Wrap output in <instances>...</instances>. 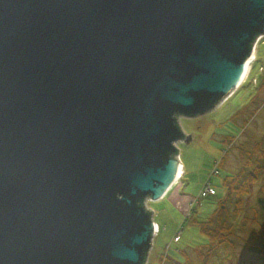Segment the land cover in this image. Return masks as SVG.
<instances>
[{"label":"water","instance_id":"95a60500","mask_svg":"<svg viewBox=\"0 0 264 264\" xmlns=\"http://www.w3.org/2000/svg\"><path fill=\"white\" fill-rule=\"evenodd\" d=\"M261 37L264 0H0V264H146Z\"/></svg>","mask_w":264,"mask_h":264},{"label":"rangeland","instance_id":"374dc122","mask_svg":"<svg viewBox=\"0 0 264 264\" xmlns=\"http://www.w3.org/2000/svg\"><path fill=\"white\" fill-rule=\"evenodd\" d=\"M258 50L261 59L253 63L251 75L238 89L246 82L241 91L237 90L210 113L179 119L184 134L192 138L189 144H177L186 174L165 200L146 202L159 225L146 264H264V257L249 245L264 219L258 206L262 180L246 184L249 189L243 195L244 207L239 217H235L233 204L227 206V216L234 222L227 221L231 233L223 244L208 246L200 233V226L213 218L226 193L224 176L241 174L253 145L264 139V39ZM247 93L253 96L252 105L251 99L245 97ZM217 169L220 175L214 173ZM208 179L215 193L201 197Z\"/></svg>","mask_w":264,"mask_h":264},{"label":"trees","instance_id":"16d2710c","mask_svg":"<svg viewBox=\"0 0 264 264\" xmlns=\"http://www.w3.org/2000/svg\"><path fill=\"white\" fill-rule=\"evenodd\" d=\"M259 59H261V56L260 51L258 50L255 63H257ZM245 97L251 99L249 102L252 105L253 96H250V93H247ZM234 137L236 136H232L233 139ZM231 142H234V140ZM246 172H248V175ZM220 174L221 173L218 170L217 175ZM260 180L264 181V139L256 142L253 145V150L248 157L246 168L242 170L241 174L236 176L226 174L224 176L223 186L225 189L224 192L226 193L223 197V200L220 201L213 218L200 226V233L207 239L208 246L212 244L215 245L216 243L223 244L227 240L226 235L231 233L230 228L227 225V221L234 222V220L227 216V206H231L233 204L235 206V217H239L243 212L244 207L243 195L248 192L249 189L246 184L248 181L251 183H257ZM258 206L261 209L264 218V183L262 184L259 191ZM259 224V230L253 232L255 239L252 238L253 240H250L249 245L253 250L259 252L262 257H264V219L263 222H260ZM257 239H260L261 243L256 242ZM180 251L182 250L179 249L178 252Z\"/></svg>","mask_w":264,"mask_h":264},{"label":"bare ground","instance_id":"6f19581e","mask_svg":"<svg viewBox=\"0 0 264 264\" xmlns=\"http://www.w3.org/2000/svg\"><path fill=\"white\" fill-rule=\"evenodd\" d=\"M264 38H262L260 41H258L257 45H256V48L258 47V44H260L262 41H263ZM256 52V50H255ZM256 54L257 52L255 53V57L253 55V57L251 58L250 62L247 64V68H246V71H245V74H244V77L242 79V81L239 83L238 87L236 89H234V91H232V95L235 93L236 94V91L241 87V85L243 84V81L245 79V77H247L250 73V69L254 63V58H256ZM183 165V164H182ZM184 166V165H183ZM185 167H181V170L177 173V176H176V181L174 182V184L171 186V188L169 189V191L166 193L165 197L161 200H159L158 202L160 201H163L165 200L170 194L171 192L174 190V188L178 185L179 181L181 180V178L183 177L184 178V174H185ZM183 174V176H182ZM152 203H156L154 201H152Z\"/></svg>","mask_w":264,"mask_h":264},{"label":"built area","instance_id":"2783aa9c","mask_svg":"<svg viewBox=\"0 0 264 264\" xmlns=\"http://www.w3.org/2000/svg\"><path fill=\"white\" fill-rule=\"evenodd\" d=\"M263 37H261L258 41H260ZM258 43V42H257ZM256 50V49H255ZM255 57V56H254ZM255 61V58H254ZM181 160V159H180ZM215 174H218V170H216L214 172ZM214 189L212 186V182L210 179H208L205 184L203 185L201 192H200V196L201 197H211L214 195ZM155 228H156V234L159 232V226L157 224H155Z\"/></svg>","mask_w":264,"mask_h":264},{"label":"crops","instance_id":"0c3cea01","mask_svg":"<svg viewBox=\"0 0 264 264\" xmlns=\"http://www.w3.org/2000/svg\"><path fill=\"white\" fill-rule=\"evenodd\" d=\"M185 174H186V171H185Z\"/></svg>","mask_w":264,"mask_h":264}]
</instances>
